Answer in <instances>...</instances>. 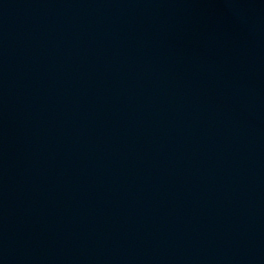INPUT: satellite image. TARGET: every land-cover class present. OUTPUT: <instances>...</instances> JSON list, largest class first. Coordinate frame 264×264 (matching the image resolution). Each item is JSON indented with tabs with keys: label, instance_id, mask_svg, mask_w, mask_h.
Masks as SVG:
<instances>
[{
	"label": "water",
	"instance_id": "1",
	"mask_svg": "<svg viewBox=\"0 0 264 264\" xmlns=\"http://www.w3.org/2000/svg\"><path fill=\"white\" fill-rule=\"evenodd\" d=\"M0 264H264V0H0Z\"/></svg>",
	"mask_w": 264,
	"mask_h": 264
}]
</instances>
